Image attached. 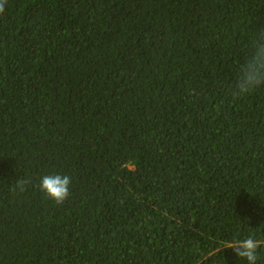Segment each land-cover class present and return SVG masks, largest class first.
I'll return each mask as SVG.
<instances>
[{
	"label": "trees",
	"instance_id": "trees-1",
	"mask_svg": "<svg viewBox=\"0 0 264 264\" xmlns=\"http://www.w3.org/2000/svg\"><path fill=\"white\" fill-rule=\"evenodd\" d=\"M0 264H264V0H0Z\"/></svg>",
	"mask_w": 264,
	"mask_h": 264
}]
</instances>
